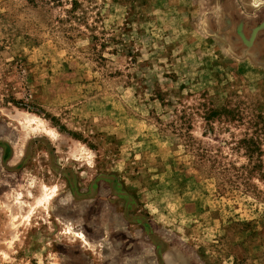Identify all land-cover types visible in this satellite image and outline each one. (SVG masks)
Wrapping results in <instances>:
<instances>
[{
	"label": "rangeland",
	"instance_id": "1",
	"mask_svg": "<svg viewBox=\"0 0 264 264\" xmlns=\"http://www.w3.org/2000/svg\"><path fill=\"white\" fill-rule=\"evenodd\" d=\"M0 264H264V0H0Z\"/></svg>",
	"mask_w": 264,
	"mask_h": 264
}]
</instances>
